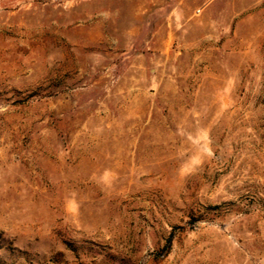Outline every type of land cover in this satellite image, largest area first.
<instances>
[{
  "label": "rangeland",
  "instance_id": "rangeland-1",
  "mask_svg": "<svg viewBox=\"0 0 264 264\" xmlns=\"http://www.w3.org/2000/svg\"><path fill=\"white\" fill-rule=\"evenodd\" d=\"M0 264H264V0H0Z\"/></svg>",
  "mask_w": 264,
  "mask_h": 264
}]
</instances>
